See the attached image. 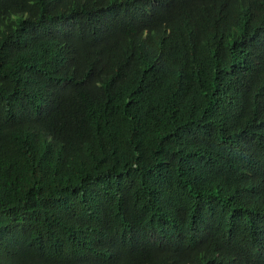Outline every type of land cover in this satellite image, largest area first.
I'll return each mask as SVG.
<instances>
[{"label": "trees", "instance_id": "obj_1", "mask_svg": "<svg viewBox=\"0 0 264 264\" xmlns=\"http://www.w3.org/2000/svg\"><path fill=\"white\" fill-rule=\"evenodd\" d=\"M0 264H264V0H0Z\"/></svg>", "mask_w": 264, "mask_h": 264}]
</instances>
